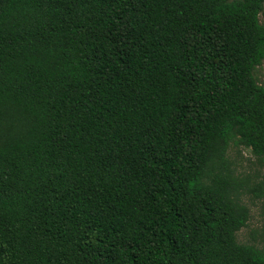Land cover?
I'll list each match as a JSON object with an SVG mask.
<instances>
[{"label": "trees", "instance_id": "trees-1", "mask_svg": "<svg viewBox=\"0 0 264 264\" xmlns=\"http://www.w3.org/2000/svg\"><path fill=\"white\" fill-rule=\"evenodd\" d=\"M263 66L264 0H0V264H264Z\"/></svg>", "mask_w": 264, "mask_h": 264}, {"label": "rangeland", "instance_id": "rangeland-1", "mask_svg": "<svg viewBox=\"0 0 264 264\" xmlns=\"http://www.w3.org/2000/svg\"><path fill=\"white\" fill-rule=\"evenodd\" d=\"M258 77L264 84V66L258 70ZM230 158L238 166L240 172L244 175L255 176L260 170V163L251 151L245 147L232 146L229 151ZM244 202L251 210V219L248 226L238 233V239L242 243H251L255 233L259 234L264 225V202L259 199H252L251 196L244 198ZM260 241L261 237H257Z\"/></svg>", "mask_w": 264, "mask_h": 264}]
</instances>
